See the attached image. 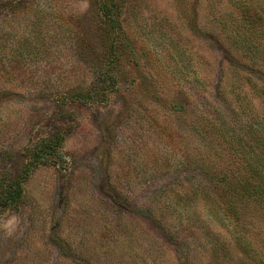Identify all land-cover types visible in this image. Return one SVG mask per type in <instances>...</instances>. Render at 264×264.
Returning a JSON list of instances; mask_svg holds the SVG:
<instances>
[{
    "label": "rangeland",
    "instance_id": "374dc122",
    "mask_svg": "<svg viewBox=\"0 0 264 264\" xmlns=\"http://www.w3.org/2000/svg\"><path fill=\"white\" fill-rule=\"evenodd\" d=\"M115 1L113 24L100 0H29L1 15L0 173L54 130L58 95L98 99L72 105L66 168L36 167L21 203L0 212V264H260L212 176L258 151L264 26L240 0ZM242 211L264 258V210Z\"/></svg>",
    "mask_w": 264,
    "mask_h": 264
},
{
    "label": "trees",
    "instance_id": "16d2710c",
    "mask_svg": "<svg viewBox=\"0 0 264 264\" xmlns=\"http://www.w3.org/2000/svg\"><path fill=\"white\" fill-rule=\"evenodd\" d=\"M28 1L7 0L5 2L0 0V19L5 9L17 12L23 9ZM257 1L240 0L238 7L242 11L244 19L249 24H253V28L260 27V31H262L261 26H264V20L262 19L263 15L257 9ZM115 2V0H100L102 14L111 24L115 22L113 13L116 10L114 8L115 6L119 7ZM241 35H244V31ZM248 47L250 50L252 47H257L255 40L249 41ZM94 99H98V94L94 89L87 90L84 88H78L70 94L64 92L57 96L54 130L25 147L24 162L20 170L15 173H0V212L7 208L17 207L21 203L24 196V182L36 167L42 164H54L60 169L66 168L68 158L63 149V143L67 133L72 131L75 125L72 105L75 106ZM252 132L256 133L258 151L254 154L245 153L246 155H242L243 171L219 176L214 174L215 176L213 175L212 178L226 186L223 211L232 215L237 226H240L236 234L239 238V245L252 258L253 262L260 261V264H264V258H258L259 255L256 254L257 251L253 242L248 240L244 234L245 227H241L243 225L242 205L244 203H256L264 210V127L255 128ZM262 255L264 256V252Z\"/></svg>",
    "mask_w": 264,
    "mask_h": 264
}]
</instances>
